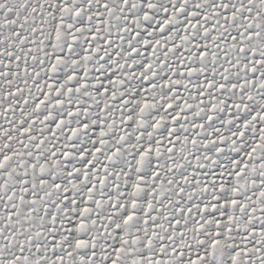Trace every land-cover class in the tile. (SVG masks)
I'll use <instances>...</instances> for the list:
<instances>
[{"label":"snow or ice","instance_id":"1","mask_svg":"<svg viewBox=\"0 0 264 264\" xmlns=\"http://www.w3.org/2000/svg\"><path fill=\"white\" fill-rule=\"evenodd\" d=\"M0 264H264V0H0Z\"/></svg>","mask_w":264,"mask_h":264}]
</instances>
